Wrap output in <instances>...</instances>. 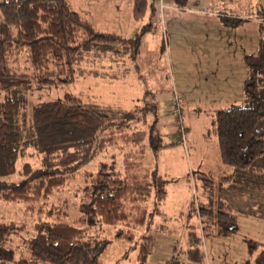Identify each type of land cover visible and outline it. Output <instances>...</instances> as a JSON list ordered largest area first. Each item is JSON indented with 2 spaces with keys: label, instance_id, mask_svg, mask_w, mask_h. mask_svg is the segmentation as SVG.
<instances>
[{
  "label": "rangeland",
  "instance_id": "rangeland-1",
  "mask_svg": "<svg viewBox=\"0 0 264 264\" xmlns=\"http://www.w3.org/2000/svg\"><path fill=\"white\" fill-rule=\"evenodd\" d=\"M93 1L67 0L79 18L90 24L95 22L90 14ZM193 1L195 7L191 8L199 6L198 0ZM107 2L97 0V8L101 7V13L97 14L104 19L106 9H115L111 4L106 5ZM147 4L153 5L155 15L151 19L147 15L140 23L130 20L125 31L126 38H132L143 27L151 25L150 29H145L143 44L134 61H124L120 43L114 45L115 54L98 46L94 48V55L92 52L80 54L73 66L71 82L55 83L36 91L39 102L70 93L101 112L117 109L129 112L132 115L129 131L132 126L144 129L150 125L165 145L155 152L145 149L140 162L146 180L150 181L153 176L159 178L162 197L155 196L156 189L150 191L145 203L149 214L147 222L134 238L106 246L104 260L110 263L120 258L118 264H135L140 235L144 233L153 238L144 264H188L185 260L188 255L191 260H198L202 255L201 264H257L256 261L264 264V188L262 182L257 181L260 171L264 173V153L250 169L235 173L221 164L215 138L216 112L244 104L243 82L248 78L244 57L257 56L264 51V28L259 31L254 20L235 30L225 29L226 32L188 16L167 21L166 10L160 12L156 2L153 4L150 0ZM115 11L122 13L119 7ZM175 11L173 13L181 12L180 8ZM242 18L251 16L243 14ZM93 28L100 30L96 23ZM101 29L110 31L106 27ZM112 31L122 38L119 28L115 26ZM8 67L11 73L34 74L25 52L8 59ZM60 77L54 74L50 78L55 81ZM260 79L264 88V73ZM173 94L179 97L183 142H179L175 133ZM31 101L28 95L27 117ZM140 118L144 119L143 125ZM260 131H264L263 126ZM131 149L127 145L122 150ZM26 153L23 159H17L15 173L6 178L7 182L19 180L17 171L22 162L38 164L35 152ZM111 160L116 168H121V152L105 150L44 200L35 203L0 201V224L9 226L13 232L9 247L16 259L25 257L23 242L32 236V227L37 221L71 224L83 228L85 234L93 238L112 237L111 229L98 222L85 226L86 218L80 213V205L88 201L97 166ZM136 205L128 204L126 210ZM220 207L235 216L237 230L231 236L221 237L200 229L199 208L215 211ZM50 211L52 215L47 214ZM189 244L194 250L192 254L186 250Z\"/></svg>",
  "mask_w": 264,
  "mask_h": 264
},
{
  "label": "trees",
  "instance_id": "trees-1",
  "mask_svg": "<svg viewBox=\"0 0 264 264\" xmlns=\"http://www.w3.org/2000/svg\"><path fill=\"white\" fill-rule=\"evenodd\" d=\"M185 1L174 0L171 5L183 7ZM147 7L155 11L153 5L147 6L146 0H133V18L141 19ZM257 15L261 16L259 31H262L264 11ZM221 20L227 27L242 22ZM146 27L134 37L122 39L96 31L79 18L67 0H0V201L44 200L105 150L121 152L122 164L121 168H116L112 160L99 164L92 175L88 201L80 205L85 226L98 222L111 229L112 237L93 238L83 228L71 224L37 221L32 236L23 242L25 257L16 259L9 247L13 232L9 226L0 224V264H118L120 258L110 263L104 260L105 247L114 241L134 238L147 222L145 203L150 191L156 189L158 198L163 195L159 178L146 180L140 166L145 149L155 152L165 146L153 127L132 126L129 131L132 119L129 112L118 109L101 112L70 93L46 102H39L36 97L38 89L71 82L73 66L80 54L94 55L98 46L115 54L114 45L120 43L123 49L120 52L134 61ZM23 52L33 70L31 76L11 73L8 67V59ZM244 62L248 68V78L243 82L244 104L231 105L215 114L220 162L235 173L250 169L264 153V131H260L264 127V88L260 79L264 73V51L257 56H245ZM54 74L61 77L53 81L50 77ZM28 95L32 101L27 117ZM140 120L143 125L144 119ZM127 145L132 147L131 151L122 150ZM28 150L38 155V164L22 162L17 171L19 180L7 182L6 178L15 173L17 159L27 156ZM260 173L257 181L264 188V178L261 179L264 173ZM128 204H137L130 210L135 214L126 210ZM47 214L52 215L51 211ZM198 215L202 219V232L226 237L237 230L235 216L221 207L215 211L199 208ZM140 240L135 264L146 262L153 245V238L144 233ZM190 247L191 244L186 250L192 254L194 250ZM190 257L187 256L189 260ZM202 260L200 255L194 261L201 264Z\"/></svg>",
  "mask_w": 264,
  "mask_h": 264
},
{
  "label": "crops",
  "instance_id": "crops-1",
  "mask_svg": "<svg viewBox=\"0 0 264 264\" xmlns=\"http://www.w3.org/2000/svg\"><path fill=\"white\" fill-rule=\"evenodd\" d=\"M149 0H146V4L148 3ZM197 1V0H196ZM199 1V6H196V8H191L195 7L193 6V0H186L185 4L183 7H175L172 6L170 9H166V16H167V21L173 20V18L179 17L180 19L182 17L188 16V18L191 19H197L202 22H208L209 25L214 24L215 27L218 28H223L224 30H235L237 27L246 25L247 23L251 22L254 20V22H257L258 25L260 24L259 19L257 16H255L259 11H264V0H198ZM151 3H155L154 0H150ZM111 4L112 7L115 9H106L104 13L105 19L101 16L98 15L97 13H101V7L97 8V0H94L92 2V7H91V18L95 22H91V25L93 27L94 23L98 25V29H95L98 32L101 33H108L112 35H116L120 37L119 35L115 34L116 31H112L114 27L119 28L122 31V39H128L126 38L125 31L127 30V24L130 22V20H133L132 16V5H133V0H108L106 5ZM189 4V5H188ZM254 5V6H253ZM148 6V4H147ZM253 6V7H252ZM116 7H119L122 9V13L118 14L115 10ZM256 7V8H255ZM177 8H180V13H173L176 12ZM255 8L253 13L252 9ZM150 11V13H148ZM155 12V11H154ZM152 12V9L148 8L145 10L144 14L142 15L141 19L135 20L136 22H141L146 20V16L149 15L150 19L155 15V13ZM157 12V11H156ZM253 13V14H252ZM243 14H250L251 18L250 19H244L242 18ZM222 18H227V19H238L241 20L242 22L235 26V27H227L223 25L222 23ZM149 22V21H148ZM258 25H257V31H258ZM102 27H106L109 29V32L104 31L101 29ZM151 25L148 24L147 29H150ZM130 31V29H129ZM146 31V30H145ZM139 32V31H138ZM137 32V33H138ZM223 32V31H222ZM221 32V33H222ZM226 32V30L224 31ZM223 32V33H224ZM234 32V31H231ZM136 33V34H137ZM135 35V34H134ZM145 32L143 36L141 37L140 45L139 48L142 46V39L143 37L145 38ZM142 51V50H141ZM124 57V55H123ZM130 59L125 56L124 61ZM189 247V246H188ZM188 264L195 263L194 260H189L188 258L185 259ZM192 262V263H191Z\"/></svg>",
  "mask_w": 264,
  "mask_h": 264
},
{
  "label": "built area",
  "instance_id": "built-area-1",
  "mask_svg": "<svg viewBox=\"0 0 264 264\" xmlns=\"http://www.w3.org/2000/svg\"><path fill=\"white\" fill-rule=\"evenodd\" d=\"M173 1L174 0H156L158 10H160L161 12L162 10L172 8L171 2ZM178 99H179L178 95L173 94L172 112H173V115L175 116V122H174L175 133L177 134L179 142H183L184 129L182 127L181 120H180V110L178 107ZM170 264H173V263H170Z\"/></svg>",
  "mask_w": 264,
  "mask_h": 264
}]
</instances>
